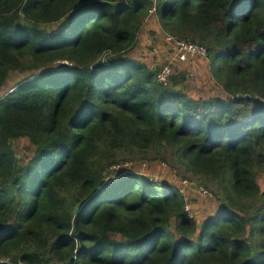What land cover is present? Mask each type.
<instances>
[{
    "label": "trees",
    "instance_id": "16d2710c",
    "mask_svg": "<svg viewBox=\"0 0 264 264\" xmlns=\"http://www.w3.org/2000/svg\"><path fill=\"white\" fill-rule=\"evenodd\" d=\"M146 23L183 70L133 56ZM180 39L217 88H182ZM12 72L0 264H264V0H0V88ZM155 140L214 188L212 215L190 214L191 182L110 169Z\"/></svg>",
    "mask_w": 264,
    "mask_h": 264
},
{
    "label": "rangeland",
    "instance_id": "374dc122",
    "mask_svg": "<svg viewBox=\"0 0 264 264\" xmlns=\"http://www.w3.org/2000/svg\"><path fill=\"white\" fill-rule=\"evenodd\" d=\"M152 20V18H148L146 22H151ZM152 27L153 25L151 23H146L144 25V31L139 37V55L137 56L133 53V56H136L137 59L142 58L151 69L159 67L163 64H165V66L171 64V69H176L178 71L183 70L185 67L184 62H176V59L173 57L172 50L167 49L165 44L163 42H159L158 39H151L149 30H151ZM184 53L186 52H183V54ZM190 56H192V58H189L188 60L186 59L189 56H184L187 62L186 66H189V68L184 69L186 70V80L185 85H183L182 88L187 93L194 96H196L197 93H209L214 88H217L213 84V79H209V77L204 74V64H199V59L197 57L193 55ZM166 63L168 65H166ZM164 72L166 73L167 70H164ZM22 77V74L12 72L4 86L0 88V95L14 86ZM28 143L29 141L25 137L15 140V154L17 156L22 155L25 152ZM30 152L32 153V150ZM132 157H141L140 162L136 163L137 159H131ZM123 159L125 160L121 162ZM121 160L119 164L113 163L110 169L115 171L129 168L131 166V169L152 177L154 181H171L178 187L182 186L183 180H185V184H189L190 182L192 183L189 185L190 188H194L196 182H201V178L187 167V160L182 156L180 150L176 146L164 141L155 140L147 151L139 152L137 150H133L130 156H127L126 154L121 158ZM203 185L205 188L200 187V189H196V191L191 188L193 192L188 190L186 187L179 188L181 189L180 191L185 190V193H187V191L189 192L187 200L188 203L186 202V204L188 205L187 207L189 208L190 214L197 219H201L207 215H212L216 210L214 188L209 185ZM204 193H208L210 195L202 196ZM190 194L193 195L192 198Z\"/></svg>",
    "mask_w": 264,
    "mask_h": 264
},
{
    "label": "built area",
    "instance_id": "2783aa9c",
    "mask_svg": "<svg viewBox=\"0 0 264 264\" xmlns=\"http://www.w3.org/2000/svg\"><path fill=\"white\" fill-rule=\"evenodd\" d=\"M170 37H167V39ZM178 50L181 52V56L183 57V52H190V53H205V49L203 47H200L196 44H192L190 42H187L185 40H177ZM164 72V71H162ZM160 72L159 77L163 79L165 76L164 74Z\"/></svg>",
    "mask_w": 264,
    "mask_h": 264
},
{
    "label": "bare ground",
    "instance_id": "6f19581e",
    "mask_svg": "<svg viewBox=\"0 0 264 264\" xmlns=\"http://www.w3.org/2000/svg\"><path fill=\"white\" fill-rule=\"evenodd\" d=\"M188 53V52H187ZM185 54V53H184ZM183 54V55H184ZM164 70H167V72L165 73V72H162V71H164ZM161 72L164 74V76H170V74H171V70H170V68L168 67V66H165V67H162L161 68Z\"/></svg>",
    "mask_w": 264,
    "mask_h": 264
}]
</instances>
